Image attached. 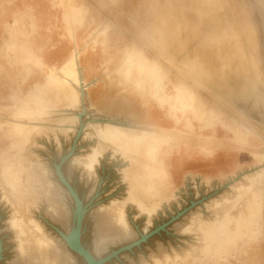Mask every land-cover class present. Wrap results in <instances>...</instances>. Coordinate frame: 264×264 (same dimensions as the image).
I'll list each match as a JSON object with an SVG mask.
<instances>
[{
  "label": "rangeland",
  "instance_id": "374dc122",
  "mask_svg": "<svg viewBox=\"0 0 264 264\" xmlns=\"http://www.w3.org/2000/svg\"><path fill=\"white\" fill-rule=\"evenodd\" d=\"M54 2L0 0V122L23 124L30 134L26 144L21 145L20 134L10 135V126L0 129V158L10 165L23 164L22 171L18 169V177L13 182L0 176V264H12L15 259L16 234L10 224L14 213L12 202L21 216L25 213L26 203L37 198L39 189L26 196L18 188L28 185L26 172L31 166L37 169L38 161L53 184L60 186L57 189L68 209L70 227L66 229L59 218L56 219L60 222L56 221L44 197L37 198L38 203L31 208V216L60 243L74 229L76 202L56 172V166L72 149V155L62 164L61 170L85 209L80 236L84 249L89 250L93 242L99 211L114 202L124 204L133 235L110 244V249L98 260L163 227L139 246L104 264H153L152 256L161 255L160 251L164 249L171 255H185L183 259L189 257L185 253H195L199 249L204 253L201 264H264V184L260 183L244 193L239 191L240 186L235 189L236 185L244 182L249 188L251 182L244 176L264 169V79L253 81L250 68L257 53L264 78V0H59L58 6H54ZM151 9H155L157 14L164 12L168 26L181 27L178 37L172 38L165 31L157 32L155 20L147 19L152 15ZM243 27H248L246 33ZM30 29L33 30L31 36L27 34ZM106 33L114 39L110 42L112 51L115 47L120 48V61L117 62L120 66L114 70V60L104 57ZM209 36L227 39L232 46L226 51L231 56L233 68L237 69L239 64L247 67L244 73L238 75V72L225 70L224 65L228 62L221 58L215 61L216 71L211 70L209 58L203 52V44L207 43ZM76 39L84 41L82 44L87 48L90 62L78 65L82 84L85 82L89 86L84 91L87 98L83 100L88 111L79 116V121L72 119L74 111L63 110L62 107L41 108L31 96L36 85L48 84L50 68H55L61 78L68 77L62 68L74 50ZM149 63L154 65L152 73L160 76L157 78L159 86H153L152 73H148L151 83L144 89L137 82L134 94L137 97L148 95L157 87L163 93L162 103L160 101L158 105L146 97L150 104L151 122L159 116L157 106L161 112L167 107L168 92L180 94L181 107L189 108L187 106L191 104L216 122L215 134L223 138V143L208 141L206 149L211 148L212 152L200 150L202 153H192V149L201 148L200 144L188 146L183 141L169 138L162 142L152 159L144 150L136 154L130 149L124 153L115 142L100 141L95 135L96 129L88 126L113 122L134 128L122 117L112 119L93 109L94 103L89 95L98 80L92 76L105 75L111 88L120 78L118 103L111 108L128 113L130 101L124 99V95L130 87L132 73L129 70L131 67L139 70ZM162 65H168L170 72L176 70L177 74L167 73ZM183 67H190L191 73H183ZM183 76L194 82L183 83ZM53 94V87L46 91V97L53 99ZM143 99L139 104L136 98L133 104V111L137 114L143 112ZM91 104L92 109L89 108ZM227 113L228 120H225L223 114ZM160 123L171 126L169 120L164 119ZM139 135L144 137L147 134L139 131ZM247 135L250 143L239 142ZM94 146L102 151L97 156L92 175H89L87 168L75 159L91 153ZM255 153L258 158L253 155ZM144 163H162L168 172V190L158 198L147 200L133 190L131 172L144 173L141 167ZM7 191L10 193L8 196ZM141 206L144 212L140 210ZM197 215L210 221L213 227L217 225L218 229L212 230L216 241L210 246L211 250L209 246L205 247L199 232H183V228L190 226Z\"/></svg>",
  "mask_w": 264,
  "mask_h": 264
},
{
  "label": "bare ground",
  "instance_id": "6f19581e",
  "mask_svg": "<svg viewBox=\"0 0 264 264\" xmlns=\"http://www.w3.org/2000/svg\"><path fill=\"white\" fill-rule=\"evenodd\" d=\"M58 2H59V0H55L54 6H58L57 5ZM72 8H71V10H72ZM154 10L155 9L150 10V13L152 15H151V17L150 16L147 17V19L155 20L154 24H155V28H156L157 32L161 33L162 31H165V32L171 34L172 38H174V36L178 37V35H179L178 31H179V29H181V27L180 26L172 27V26H170L171 24L168 26V19H167V21H165V18L163 17L164 12L159 11L160 13L157 14V13H155L156 11H154ZM153 12L156 15L155 14L153 15ZM153 17H155V18H153ZM33 20H34V16H33ZM33 23L35 24V21H33ZM238 28L240 29L241 27L238 25ZM243 28H246V30H243V32L246 33L248 27H243ZM27 34H29V36H31V34H33V30L30 29L29 33L27 32ZM247 37H249V35H247ZM212 38L213 37L209 36L207 43L203 44V47H204L203 52L209 58L208 63L211 67V70L216 71V68L214 65L215 61L218 60V58H221V59H223L224 62H228V63H225V65H224L225 70H229L230 72H232V71L238 72V75H241V73H244V71L246 70L245 68H247V67H243L242 65L239 64L238 65L239 67L237 69L233 68L231 56H230V54H228V51H226L227 49H231L232 46L230 43L227 42V39L226 38L215 39L216 37L214 39H212ZM83 42L84 41L79 42L76 39V41L74 42L75 43L74 50H73L68 62L66 63L64 68H62L64 71V74H66L68 76L67 78L64 75H63L64 77L61 78L60 76L57 75L58 72H55L56 71L55 68H50V74H49V77L47 80L48 84L46 86L36 85L35 88L31 92V94H32L31 96H33V99L35 98V101H34L35 104L38 105L39 107H41V108H45V107H58L59 108V107H62V108H64L63 110L72 111V112L74 111V113H71V114H74L72 119H75L76 121H79V116L82 115L83 112L88 111V106L85 107L83 105V102H84L83 100H85L87 98L85 96L84 91H86V89H88L89 86L87 87L85 82L83 83L84 85L82 84L83 78L80 77V74H79L80 72H78V65L80 66L81 63L90 64V62L88 60V56H87L88 51H87V48L83 46V44H82ZM178 42H179V38L177 40V43ZM3 43H2V45H3ZM158 45H159V43H158ZM160 45L163 48L162 42ZM237 50H240V49L238 48ZM39 63H40V61H39ZM253 63H254L253 66L250 67L251 68V74H252L251 79L255 82H261L264 78H263V72L260 68V60L258 58L257 53L255 54ZM155 73L156 72L151 74L152 84H153V86L154 85L159 86L158 85L159 80H157V78H159L160 76L155 74ZM181 74H182V72H181ZM51 87H53V89H54V94H53L54 98L53 99H51L50 97H46L47 96L46 91L50 90ZM169 87L171 88V85H169ZM157 88H155V90H153L151 92V94L147 95V99H153L155 101V103L158 105V103L160 104V101L162 103L164 96H163V93H161L160 90ZM130 94H131L130 90H126V94L124 95V99L129 101L130 100ZM197 96H198V94H197ZM219 96H221V95H219ZM166 98H167V101H166L167 107H165L164 112H161L160 111L161 108L156 105L157 106V113L159 112L158 113L159 116L155 117L156 118L155 122H150V124H151L150 130H148V129L145 130L146 128L140 129L139 127H134L133 129H131V128H127L126 125L123 127L121 125H118V123L116 124L113 122H105L102 124L92 123V125L89 124L88 126L94 127L93 128L94 130L96 129V131H94V132L100 141H103V142L112 141L111 143L115 142L119 149L124 150V153L126 151H130V149L133 150L136 154L141 153V151L144 150V152L148 156H150L152 159H154L153 155L158 151V149L160 150V146H161L162 142L164 140L169 139V138H174L178 142L183 141V143L185 145H188V146L195 145L197 143L200 144L201 148L200 149H197V148L192 149L193 150L192 153H197V152L202 153L200 150H202V151L206 150L207 152H212L213 149H211V148L206 149L208 141H212V142L217 143V144L223 143V138L215 134V129L217 127L216 122L213 121L210 117H208V115L206 113H204L203 110H202V112H200L197 109H194L191 104L189 106H187L189 108H186L184 106L181 107L180 104H182V102H181V95L180 94L175 95L174 93L168 92V94L166 95ZM92 105L93 104H91V107L89 106L90 109H92ZM218 110H220V109H218ZM160 113H162V114H160ZM161 115H163V117ZM163 118L165 120H169L171 122V126H169V127L163 126L162 123H160L161 121L164 120ZM19 122H20V120H19ZM22 123H24V122H22ZM11 124H13V125H8L6 123H3V121L1 120L0 129L5 128L7 126H10V127H8L9 130L11 131L10 135H12L14 137L15 133H16V135L20 134L21 145L26 144V142L29 140V135H30L27 127L23 124H20V123H14L13 122ZM236 130L237 129L235 128V131ZM139 131L145 132L147 135L142 137L141 135H139ZM7 132H8V129H7ZM171 133H175V134H171ZM256 138H257V136H256ZM249 139L250 138L247 135L246 137H241L239 142L250 143ZM99 150H98V146L97 147L94 146V149L91 153L85 155L84 157H78L77 159H75L77 162L82 164V166L84 165L85 168H87L89 175H92V172L94 171L93 170L94 166L96 165L95 161L97 160V156L99 154H101L102 150H100V152H99ZM185 152L188 153V150H185ZM24 153H25V151H24ZM24 153H22V156L24 155ZM253 155H255V157L258 158V154L255 153ZM140 157H141V154H140ZM155 159H157V158H155ZM263 160H264V158H263ZM1 161H2V159H1ZM4 162L5 161H2V164H1L2 169L0 170V176H3L4 178L13 182L18 177V175H16L18 169L20 172L22 171L21 167L23 164L10 165V164L4 163ZM39 164H41V163L38 161V163L36 165L37 169L35 167L31 166L30 170H27L26 174H27V178H29V181H28L29 183H28V185L21 187L20 189L18 188V190H20V193H25V195H26V194H30V191L33 192L34 190L39 189L38 192L36 191L38 194L37 198L44 197L43 198L44 200L45 199H46V201L48 200L50 210L53 213V215L55 216V219L59 218L60 221L63 222L66 229H69L70 224L68 221V219H69V217H68L69 215L67 212L68 209H66L65 205L63 204V201L61 199L62 195L60 196V190L57 189L58 186L53 184V182L49 179V175H47L44 172V169H42L43 167H41V165H39ZM141 167H142V169H144V173L137 174V173H134V171L131 172V174L133 176V178H131V179L134 181L133 190L135 192L138 191L139 193H141L142 196L147 200L160 197L164 191L168 190V187H167V185H168V182H167L168 172L165 171L166 169L164 168V165L162 163H160V164H145L144 163L143 166H141ZM24 168H26V167H24ZM35 169H36V171H35ZM248 173H249V171H248ZM244 178L247 181L251 182L249 188L244 185V184H246V182H244V181H243L244 184L241 183L243 185H241L239 182H237V183H239V185H236V187H235V189L236 188L238 189L240 186L239 191H241L243 193L246 192L248 189H250V190L254 189V187L259 186L260 183L264 184L263 183V181H264V179H263L264 178V169L259 170L253 174H250V175H245ZM262 179H263V181H262ZM22 181H23V179H22ZM1 182L2 181H0V183ZM58 188H60V186ZM8 191H9V189H8ZM8 191H7V193H8ZM61 191H62V189H61ZM9 194L10 193H8L6 195L8 196ZM37 198L35 199L34 202H27L26 203L27 205H26V208L24 209L25 213L21 214V216L18 215L19 210L16 208L17 206H14L15 203H13L11 201L12 205L14 207V213L11 217L10 224H11V226H12V228L16 234V242H17V246H16L17 251L15 254V259L12 262V264H89L88 261L84 257H82L80 254L74 252L72 249L69 248L66 240H63V242L60 243L58 241V239L54 238L53 236H50V234H48L44 230V228L41 226V224H39V222L36 221L31 216V208H33V206L38 203ZM13 201L15 202V200H13ZM127 201H125V202H127ZM121 204L122 203L114 202L109 207H107V206L103 207L99 211L100 213L98 212L99 214L97 216H99V217H98V221H97V225H96V233H94L93 242L91 243L89 250L87 249V251L90 253V255L95 260H98L99 258H101L105 254V252L108 250L110 244L116 243L117 241H120V240L122 242V239L130 237L133 235V230L130 227L128 220H127V217H126V213L124 210V208H125L124 204H122V205ZM139 206H140V204H139ZM155 206H156V204H155ZM18 207H19V204H18ZM251 208H253V207H251ZM140 210H142V206H141ZM251 210H253V209H251ZM142 211L144 212V209ZM51 212H49V213H51ZM146 214H148V213H146ZM51 217H52V215H51ZM149 217L151 218L150 215H149ZM84 218L85 217H83V219ZM53 219H54V217H53ZM59 219H56V221L57 220L59 221ZM213 228L218 229L217 225L213 227L212 225H210V221L205 220L203 218V216H201V215H197L194 217L193 222L190 226L183 228V232H185V233L194 232V231L197 233L199 232L200 235L202 236V238H201L202 241L205 242V247H206V245H207V247L208 246L212 247L214 242L216 241V236H213V234H212ZM67 233H69V231ZM81 240H82V238H81ZM211 247L209 250H211ZM215 247H217V246H215ZM160 248L162 249V247H160ZM214 249L215 248H213L212 250H214ZM165 250L166 249H164V251H160L161 255H159V256H154V255L152 256V259H153L152 263L153 264H185V263L186 264H201L200 260L204 257V253L202 251H200L199 249H198V251H194L195 253H189V254L185 253V254H187L186 256H189V257H187V259L186 258L183 259L185 255L183 257L180 256L179 253H173L174 255H171L168 252H166ZM144 263L150 264L147 262H144Z\"/></svg>",
  "mask_w": 264,
  "mask_h": 264
},
{
  "label": "crops",
  "instance_id": "0c3cea01",
  "mask_svg": "<svg viewBox=\"0 0 264 264\" xmlns=\"http://www.w3.org/2000/svg\"><path fill=\"white\" fill-rule=\"evenodd\" d=\"M105 40L107 41L106 46L104 48V52H105V56L103 54L104 57L109 58V59H113L114 60V65H113V70L116 69L118 66H120L119 64H117V62L119 63L120 61V48L115 47L114 50L113 49V44H110V42H113L114 39L111 37L110 33H106V37ZM115 46V45H114ZM112 48V49H111ZM192 59L194 58V55H192ZM154 68V65L149 63V64H145L143 66V68L141 69H137L135 67H131L129 70L130 73H132V75L129 78V90L131 92L130 94V109L127 112L123 113L119 108H111V106H113L114 104H117V98L119 95V92L121 91V88L118 87V82L120 80V78H117V84L114 83L113 87L111 88L110 84L108 83V79L105 77V75L101 74L99 76H92L97 83L94 84V90L92 92V94L89 95V98L91 99V102L94 103V107L93 109L97 110L98 112L104 114L106 117H112V119H116L118 120L116 117H122L124 119H126V122L134 127H139L140 129H145V130H150L151 129V120H152V114L149 110L150 104L147 103V93H145L144 95V99L142 98L141 95H139L138 97L134 95V84H136L137 82H139V86H143L144 89L147 88V85H149L151 83V79L150 76L148 77V73H152V69ZM162 69H165V71L167 73L170 72L169 70V66L168 65H162L161 66ZM183 73H189L190 67H183ZM172 74H177L176 70H173L172 72H170ZM191 73V72H190ZM91 77V78H92ZM197 79V78H195ZM184 80V81H183ZM183 80H181L183 83L185 82H190L193 83L194 80L190 79L189 77H185L183 76ZM136 98L138 99V103L141 104L142 103V99H143V112L137 114L136 111H133V104L135 103ZM112 104V105H110ZM116 116V117H115ZM223 119L228 120V113L227 114H223ZM148 124V125H147ZM150 124V125H149ZM163 135V134H162ZM119 159L125 163V161L122 159V157L119 155ZM225 160V158H222ZM226 161V160H225ZM126 164V163H125ZM192 164H204L202 162H193Z\"/></svg>",
  "mask_w": 264,
  "mask_h": 264
},
{
  "label": "water",
  "instance_id": "95a60500",
  "mask_svg": "<svg viewBox=\"0 0 264 264\" xmlns=\"http://www.w3.org/2000/svg\"><path fill=\"white\" fill-rule=\"evenodd\" d=\"M73 151H74V149H72L71 153L69 155L65 156L62 159V161L56 166V172H57L58 176L60 177V180L67 187L71 196L75 200L76 206H77L75 227L72 230V232L69 234V236L65 237V240H66L70 249H72L74 252L80 254L82 257H84L88 261L89 264H104V263L112 260L113 258L118 257V255L121 254L122 252L131 250L132 248L139 246L141 243L145 242L151 235L155 234L156 232H158L160 229L163 228L162 227V228L156 230L155 232H153L152 234H150L148 236H143L140 240L112 252L110 255H108L107 257H105L102 260H95L90 255V253L86 249H84L80 244V236H81V230H82V224H83V217L85 214V209L83 208V204H82L79 196L77 195V193L75 192L73 187L70 185V183L66 180V178L64 177L62 170H61L62 164H64V162L68 159V157H70L72 155Z\"/></svg>",
  "mask_w": 264,
  "mask_h": 264
}]
</instances>
